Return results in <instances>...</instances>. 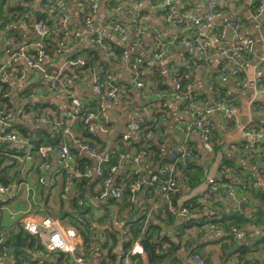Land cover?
Instances as JSON below:
<instances>
[{"label":"crops","instance_id":"crops-1","mask_svg":"<svg viewBox=\"0 0 264 264\" xmlns=\"http://www.w3.org/2000/svg\"><path fill=\"white\" fill-rule=\"evenodd\" d=\"M54 1L56 0H8V7H13L18 3L28 6L31 10L32 21H35L37 13L44 11L43 6ZM256 1L219 0L217 7L220 16L213 21L210 27L200 29L195 22L207 13L205 0H173L170 6L171 12L168 15L162 13L163 6L154 4L152 0H97L98 8L91 23L87 22V17H85V8L87 6L90 8L88 0H64L65 15L72 28V33L80 32V35H72L68 38V46L55 60H49V67L60 71L61 75L64 74L63 78L70 86H74L76 94L82 101L91 104L89 102L96 100L94 77L95 75L103 77L105 63L111 60L105 53L104 47L96 42L99 36L102 38L103 45L116 52L115 48H121L131 57L139 58L142 61V72L146 76L144 81L142 80L145 88L138 89L132 86L129 94L130 103L121 101L118 105L104 104V119L109 121V134H101L102 136L113 139L117 135L133 134L129 129V125L133 121L140 118L149 119L154 117L156 112H163L166 114V121L161 122L162 130L157 133L156 141L164 152L172 150L179 143L181 128L191 120V116L185 112L184 104L168 93L174 90V81L181 74V69H186V76L191 80L195 95L198 97L195 111L204 115L216 126V144L220 147L217 152L209 154L204 148V140L200 133L193 131L190 134L189 140L192 148L203 155L200 161L205 163L206 167L208 166L204 181L182 196V199L199 196L207 207L202 213L194 214L192 217L195 219L209 213V207L215 206L213 204L216 201H222L224 205L222 208L227 210L239 208L250 214L252 200H249L250 198L238 190L235 185L231 187L234 188L236 194L234 197H229L222 193H214L206 184L205 179L208 176L216 177L217 180L241 181L233 175L229 168H226L225 171L220 170L226 160L235 162L241 169L242 175L251 180L250 185L256 191H264V107L259 109L264 101V10H258ZM2 8L6 9L7 7L3 6L0 0V16ZM236 19L241 23L242 33L253 39V53L235 50L233 46L235 33L231 25ZM116 22L125 23L128 26L125 39H122L113 29ZM17 27H21L29 33L33 31L27 30L23 23L12 25L10 28ZM224 30L225 34H223ZM193 31H201L209 41V59L194 47L182 43V39L192 37ZM4 34V32L0 34V42L9 48H16L14 39ZM32 34L36 33L32 32ZM158 45L167 48V53L162 57L157 56ZM91 52L98 55V60L94 64L95 72L92 71L91 75H76L67 61L84 58V55L88 56L87 54ZM6 56L5 53L3 58ZM14 63L26 74V79L23 82L15 83L12 89L13 96L17 101L18 95L27 86L38 85L40 74L29 69L21 58L16 59ZM114 65L113 75L112 72L110 73L113 79L121 86L130 83L132 77L130 68L121 62H115ZM234 68L240 70L239 78L222 81L220 75L222 73L230 75ZM77 78L79 79L78 83L77 81L75 83L74 80ZM216 85L224 89L225 94L230 96L233 108L229 114L219 109L218 99L219 95L223 93L215 91ZM38 91V96L30 101L48 100L49 103H55L63 110L71 112L70 114L73 116L70 123H74L76 120L74 114L77 112L71 104L55 99L54 94L49 95V90H45L46 96L42 95L44 92L42 93L41 88L38 87ZM20 102L23 104L21 100ZM94 124L97 125L96 122ZM252 146L256 152L248 154L247 151ZM254 153L256 155H253ZM50 160V169L45 173L46 184L53 188L50 202L56 203L60 200L59 192L62 190H65L63 197L71 196L72 185L70 179L66 181L61 178L56 185L52 183L51 177L53 173L58 175L60 167L55 155ZM150 165L143 160L139 166L135 165V168L144 176V179L148 180L156 170ZM121 172L122 168L118 173ZM22 180L23 178L20 185L22 182H27L30 189H25L23 185L17 196L0 207V231H13L28 215L37 220L47 215L55 217L47 207L49 204L48 195L40 194V185L44 184L39 182V178L37 179V176L32 173L28 180ZM226 185L230 186V184ZM144 193L145 191L142 190L139 194V200L137 198L136 201L138 204L143 203V199L146 197ZM0 200L5 201L1 194ZM104 201L106 200H95L94 202L100 207L105 203ZM146 201L154 211H158L166 200L162 196H151L147 197ZM56 204L54 206L57 209ZM149 213L152 214L151 209ZM116 214V210H111L110 217L113 218L115 227L121 230L122 225L117 222ZM58 219H67L73 223L69 218ZM207 228L208 225L203 229L207 231ZM172 229L173 227H168L169 231ZM199 231L200 229L195 228L192 230V234L196 236ZM257 232L259 231L257 230ZM228 241L226 240L227 243H229ZM239 241L250 245L247 239ZM197 245L202 254L211 259L212 264H244L235 250L232 252L228 251V248L222 247V242L218 241L214 233L206 232L198 240ZM214 250L218 252L215 258L212 257ZM115 251L119 256L117 264H120L125 253H123L121 245L117 246ZM247 257L250 260L255 258L264 260V254L260 251L249 253ZM137 262L148 264L146 255L140 257ZM94 263H99L98 259H95ZM4 264H6L5 261ZM74 264L82 263L76 259Z\"/></svg>","mask_w":264,"mask_h":264},{"label":"trees","instance_id":"trees-1","mask_svg":"<svg viewBox=\"0 0 264 264\" xmlns=\"http://www.w3.org/2000/svg\"><path fill=\"white\" fill-rule=\"evenodd\" d=\"M160 1L162 0H152L156 5ZM1 2L7 8H2L1 10L0 34L4 32V35L14 39L17 46L30 44L32 41H39V39L31 31L29 33L21 27L10 28L12 25L26 23L33 30L36 22L44 23L49 29H52L57 23L56 15H59L58 12L40 11L37 13L36 20L32 21L31 10L28 6L18 3L13 7H8V0H1ZM256 6L258 7V2ZM87 7L85 8V17L91 12L90 8ZM170 12V7H165L162 10L165 15L170 14ZM62 14L65 15V9ZM70 29L72 30L71 26ZM63 36L62 34L50 33L43 40L44 47L52 60H55L61 54L57 50L59 49V42L63 40ZM115 49L119 54L124 52L121 48ZM15 51L16 48H9L0 42V59L3 58L5 53L13 54ZM28 52L33 54L36 53V50L30 48ZM87 55L90 58L86 55L83 56L86 60L85 65L72 67L76 75H91L92 71H94V64L98 60V55L94 52ZM115 62V60L111 59L108 63H105L103 77L98 75L100 82L108 80V77H105L106 73L112 72L113 75ZM139 70L143 71L142 64ZM180 73L181 89L183 90L188 83H191V80L186 77L185 68H182ZM145 78L146 76L143 74L139 76L141 80ZM78 80L77 78L74 82L76 83L77 81L78 83ZM109 82L113 85H120L113 79V76L109 79ZM125 85L129 86L130 84ZM45 86L43 80H40L38 85L27 86L18 95L19 99L16 101L8 84L0 82V109L7 107L13 110V120L11 121L13 122V127L11 130H16L20 136L29 140L31 145L30 151L27 153L25 149L19 148L11 142L0 140V184L4 186L14 185L19 176H23L22 181H24L28 180L32 173L37 176V179L42 176L43 172L37 165H40L44 160L39 150L43 146L51 149L49 158L52 159L54 155L56 156L55 152L61 144L67 142L71 150L74 167L82 171L87 167H94L97 161L90 155L82 153L79 149V144H88L96 149L97 154H109L110 157L108 161L101 163L103 171L101 176L76 179L69 170L61 168L58 169V175L53 173L51 180L55 181L54 185L60 178L66 181L70 179L72 185L71 196L63 197L65 190H62L59 192L60 200L56 201L57 204L50 202L53 188L46 183V185H40V194H47L49 197V204L47 203L49 212L58 218L71 219L77 227L82 240L81 251L76 253L75 256L61 251H49L37 235L26 231L21 225H18L11 232L0 231V258L6 264H74L76 259L87 264H95V259H98L99 264H117L119 259L118 252L115 251L117 246L121 245L123 253H126L132 248L135 241H140L144 246L148 264H197L192 260L193 255L201 257L203 264H211V259L204 256L197 245L198 240L207 232L203 229L207 225L212 228L223 227L227 232H230L231 227L244 230L246 232L244 239H247L250 245L235 239L232 234H227L221 238L217 237V239L222 242L223 248H228V251L232 252L235 250L244 264H264L263 259L255 258L250 260L247 257L249 253L259 251L264 254V191H256L250 185L251 180L247 176L242 175L241 169L237 167L234 161H224L220 170L225 171L226 168H229L233 175L237 179H241V181L225 179L217 180V182L230 184V186L235 185L238 190L245 193L250 198L249 200H252L250 214L239 208L227 210L222 208L224 207L222 201H216L213 204L215 206L209 207V213L199 219L192 217L196 213H202L205 210V205L199 196L185 201H181V199L184 194L189 193L204 181L208 168L205 163L200 161L203 155L196 149H193V152L197 155L196 159L176 163L175 169L177 174H179L181 185L179 191L170 194V200L173 204L186 206L190 210L189 216L182 219L177 218L168 210L167 201L162 203V208L154 211L150 204L147 203L146 198L151 196L158 197L161 194L155 187L147 184H144L142 188L146 196L143 199V203L131 202L129 200V185L139 180H147L136 171L135 164L131 162L136 155L143 151L146 152L143 160L151 164V168L156 169L148 180L157 177V186L162 183L164 167L174 161L173 155L177 152V145L172 150L164 152L156 141L157 133L162 130V126L157 129L155 125L160 121L162 112H156L152 118H145L146 120L141 126V135L138 140L130 139L126 141L123 139V135H117L113 139H109L98 133L93 135L83 121L84 115L97 111L99 104L95 100L94 102H89L91 104H85L80 112L74 114L76 120L71 127L76 136L71 138L65 134V128L69 127L73 116L70 111L67 112L59 105L49 103L48 100L30 101L32 100V94L38 96V87L43 88L42 93L44 92L43 94L46 95L45 90L47 88ZM67 86L74 89V86H70L68 83ZM215 88V91L226 93L224 89L217 85ZM53 91L54 89L49 85V95H53ZM194 94L196 93L194 92ZM11 100L14 102H11ZM20 100L23 104H21ZM194 100H198L196 95H194ZM43 114L48 116L47 124L40 122ZM57 123L60 126L55 129L54 127ZM151 130L154 132L153 137L147 138L146 134ZM216 134L217 130L215 127L211 134L214 152H217L220 148L216 144ZM190 145L192 147L191 143ZM115 166L118 170L113 172L112 168ZM121 168L122 172L118 173ZM108 178L113 179L115 184L124 183L126 185L123 190L124 196L121 200H106L99 207L94 201L101 200L98 197L103 188L104 180ZM220 193L223 194L222 189L217 192V194ZM9 200L11 199L0 200V207ZM55 204L57 209L54 206ZM150 209L152 214L149 213ZM111 210H116V220L122 225L121 230L117 229L113 224V218L110 217ZM170 226L173 227L171 231L168 230ZM195 228L200 229L196 236L192 234V230ZM125 237H128L129 240H124ZM254 238L256 239L254 240ZM226 240H229V243ZM137 264L141 263L137 262Z\"/></svg>","mask_w":264,"mask_h":264},{"label":"built area","instance_id":"built-area-1","mask_svg":"<svg viewBox=\"0 0 264 264\" xmlns=\"http://www.w3.org/2000/svg\"><path fill=\"white\" fill-rule=\"evenodd\" d=\"M207 4V13L204 17L196 20L195 24L202 28L210 27L213 21L220 16L218 11L219 0H205ZM90 6V14L87 16V22L91 23L93 16L98 8L97 0H88ZM258 10H264V0H257ZM173 3V0H162L159 2L160 6L170 7ZM44 11L49 12H58L59 15H56L57 23L52 29H49L44 23L36 22L34 24L33 33L35 37H38L39 41H32L30 44L19 45L16 47V51L13 54L8 53L6 57L0 59V82L7 83L11 88L15 86L17 82H23L26 79V74L22 69H19L15 65L16 59H23L27 67L36 73L40 74V80L44 81L45 87L49 90V85L54 89L53 94L55 99L67 101L71 104L76 112H80L82 108L87 104L82 101L75 90L71 87L68 88L66 80L61 75V72L55 69H50L49 60L51 57L46 51L43 40L45 37L49 36L50 33L62 34L63 40L59 42L58 53H61L62 50L68 46V38L72 35L79 36L80 32H73L70 29V25L66 15L62 14V11L65 9L64 0H56L53 3H46L43 6ZM61 14V15H60ZM27 30H30L29 26L26 23H23ZM234 29V43L233 46L235 50L239 52H254V41L253 39L246 37L241 31V23L238 19L231 25ZM113 29L117 31L118 35L125 39L128 33V26L125 23L116 22L113 25ZM225 30L224 33L225 34ZM96 42L104 47L105 53L110 59L115 60L116 62H121L126 64L132 73L130 85H113L110 84L109 79L112 78V75L106 73L105 77H108L106 82H100L99 76L94 77V91L96 94V100L98 102V109L96 112H90L83 117V121L89 127V130L93 135L98 134H109V121L104 119V104L111 103L118 105L121 101L130 103L129 94L131 87H137L138 89H144V82L139 79V76L143 74L140 71V66L142 61L139 58L131 57L127 52L122 54L117 53L116 51L110 49L108 46L103 45L102 38L99 36L96 39ZM182 43H187L190 47H194L200 53H202L207 59L209 56V41L203 36L201 31H193V35L190 39H182ZM159 46L158 57H162L167 53V48L164 46ZM34 48L36 53H29V49ZM86 60L84 58L69 59L67 64L71 67L74 66H83L85 65ZM222 81H227L229 79H238L240 76V70L234 68L230 75L222 73ZM187 77V76H186ZM181 77L177 76L174 81V90L168 93L170 96L180 100L184 104L185 112L191 116V120L187 122L180 130V139L177 144V152L173 155V163L164 167L162 172L161 185L157 186V177H154L150 180H139L129 185L128 189L130 192L129 200L131 202H136L139 196V193L142 191L143 185L147 184L151 187H155L156 190L161 194L162 198L168 202V210L175 215L177 218L182 219L190 214V210L186 206L175 205L170 200V194L172 192L179 191L181 182L179 180V174L176 172V163L180 161L194 160L197 155L193 152V148L190 145V134L193 131H198L201 137L204 140V148L209 154L214 152V149L211 144V134L215 129V125L208 121L204 115L196 112L197 101L194 100V89L192 83H188L185 89H181ZM43 89V88H42ZM44 96V94H42ZM36 95L32 94L34 99ZM46 96V95H45ZM37 97V96H36ZM11 102H14L11 100ZM219 109L229 114L232 111L233 103L230 97L227 94L219 95L218 99ZM264 107V101L259 109ZM75 117V116H74ZM76 118V117H75ZM13 110L7 107L0 109V140L8 141L19 148L25 149L29 153L31 145L29 140L23 138L16 132V130H11L13 127ZM145 118H140L133 121L129 125V129L133 134L126 133L123 135L124 140H138L140 138V129L145 122ZM166 121V114L162 112L160 121L156 123L155 127L160 128L161 122ZM42 124L48 123V116L43 114L40 118ZM97 123L95 125L94 123ZM72 124L70 123L69 127L65 128V134L69 135L71 138H75L76 133L72 129ZM60 124H55V129H58ZM154 132L151 130L146 134L147 138H152ZM77 142V140H75ZM79 149L82 153L96 158V163L94 167H87L85 170L76 169L73 165V159L69 144L63 142L61 146L56 150L55 154L57 156V164L61 169H67L71 172L74 178H90L93 175L101 176L103 174L101 163L109 160V154L99 155L95 148H92L88 144L81 143L79 144ZM40 154L44 157V160L40 165H37L38 168L43 172V175L39 177V182L45 184L47 181L46 176L44 175L50 169L51 160L49 158V152L51 149L49 147L43 146L40 149ZM256 152L254 146L247 151L248 154ZM253 155H256L255 153ZM259 155V154H258ZM146 156V152L143 151L136 155L131 161L132 164L138 165L143 161ZM117 167H113L112 171L116 172ZM206 184L209 185V188L214 193H217L220 189L223 190V194L229 197H234L236 192L233 187L229 185L220 184L217 182L216 177L208 176L206 179ZM54 184L55 181H52ZM29 190L30 185L27 182H22L20 185H9L4 186L0 184V194L4 197V200L12 199L17 196L22 190V186ZM126 185L124 183L115 184L114 180L108 178L103 182V188L99 194V199H115L121 200L124 196V188ZM187 199H181L185 201ZM204 209H207L205 206ZM21 226L28 232L37 235L43 245L49 251H61L65 253H70L75 256L82 249V240L80 238V233L74 223H70L67 219H58L53 216L47 215L42 219H35L31 215L25 216L22 220ZM211 232L216 235V237L221 238L227 234H232L235 239L243 240L246 236V232L242 229L236 227H231L230 232H227L223 227H208L207 233ZM125 240H129L128 237ZM146 252L144 246L140 241H135L132 248L126 252L120 262V264H136L140 257H145ZM78 260V259H77ZM192 260L197 264H203V259L197 255L192 256ZM80 261V260H79ZM78 262V261H77ZM82 264H87L80 261ZM0 264H4V260L0 258ZM99 264V263H96Z\"/></svg>","mask_w":264,"mask_h":264},{"label":"water","instance_id":"water-1","mask_svg":"<svg viewBox=\"0 0 264 264\" xmlns=\"http://www.w3.org/2000/svg\"><path fill=\"white\" fill-rule=\"evenodd\" d=\"M22 178H23L22 176H19V177L17 178L16 183H15L17 186L21 183V179H22Z\"/></svg>","mask_w":264,"mask_h":264},{"label":"rangeland","instance_id":"rangeland-1","mask_svg":"<svg viewBox=\"0 0 264 264\" xmlns=\"http://www.w3.org/2000/svg\"><path fill=\"white\" fill-rule=\"evenodd\" d=\"M212 144V143H211ZM214 144H212V147H213ZM212 257L215 258L216 254H218V252L216 250L212 251ZM194 263V262H193ZM212 264V263H211ZM214 264V263H213Z\"/></svg>","mask_w":264,"mask_h":264}]
</instances>
